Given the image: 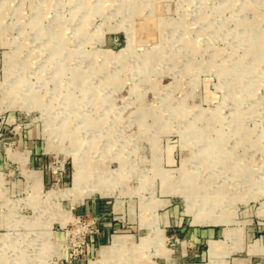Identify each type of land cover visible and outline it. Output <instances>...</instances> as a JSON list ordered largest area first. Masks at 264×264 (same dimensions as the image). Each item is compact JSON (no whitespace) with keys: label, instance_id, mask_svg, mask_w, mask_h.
<instances>
[{"label":"rangeland","instance_id":"obj_1","mask_svg":"<svg viewBox=\"0 0 264 264\" xmlns=\"http://www.w3.org/2000/svg\"><path fill=\"white\" fill-rule=\"evenodd\" d=\"M0 264H264V0H0Z\"/></svg>","mask_w":264,"mask_h":264},{"label":"bare ground","instance_id":"obj_2","mask_svg":"<svg viewBox=\"0 0 264 264\" xmlns=\"http://www.w3.org/2000/svg\"><path fill=\"white\" fill-rule=\"evenodd\" d=\"M101 171L102 170H99L98 172H96L97 177L95 179L86 181L87 171H86L85 164L80 158L76 159V164H75V169H74V174H73V185L67 189L68 193L69 192L74 193L75 194L74 197L78 199L80 198L82 201L93 192H100L102 194H107V193L113 194V191L108 188L109 184H105V186H100L101 185L100 183L102 182V180L99 178ZM63 221L65 222L66 220H63ZM124 241L125 240L122 236L118 234L114 235L113 240L110 244H103L101 246L100 259H103L109 256L111 252H113L112 250L116 249L117 246H120Z\"/></svg>","mask_w":264,"mask_h":264},{"label":"crops","instance_id":"obj_3","mask_svg":"<svg viewBox=\"0 0 264 264\" xmlns=\"http://www.w3.org/2000/svg\"><path fill=\"white\" fill-rule=\"evenodd\" d=\"M41 158V157H40ZM38 174L41 177V173H44L43 169H38ZM115 204L111 205L110 201L105 199V197H91L85 201H81L77 208L79 216H84L89 213H96L101 219V233L94 236V243L100 244H110L113 240V236L116 233L115 218L111 216V212L114 210ZM119 235V234H118Z\"/></svg>","mask_w":264,"mask_h":264},{"label":"built area","instance_id":"obj_4","mask_svg":"<svg viewBox=\"0 0 264 264\" xmlns=\"http://www.w3.org/2000/svg\"><path fill=\"white\" fill-rule=\"evenodd\" d=\"M96 231H97V232H100V228H97Z\"/></svg>","mask_w":264,"mask_h":264}]
</instances>
